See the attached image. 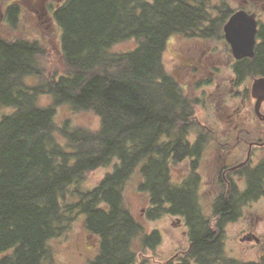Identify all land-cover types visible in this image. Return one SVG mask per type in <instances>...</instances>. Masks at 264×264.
<instances>
[{
    "label": "trees",
    "instance_id": "obj_1",
    "mask_svg": "<svg viewBox=\"0 0 264 264\" xmlns=\"http://www.w3.org/2000/svg\"><path fill=\"white\" fill-rule=\"evenodd\" d=\"M210 3L64 0L53 12L64 71L53 77L45 76L39 40L0 38V264H55L50 241L75 211L99 239L88 264H138L137 239L142 250L158 243L160 234L145 233L124 205V185L136 171L140 190L149 193L151 216L184 217L188 257L200 264H235L224 256L221 229L196 206L195 171L182 184L172 178L175 164L201 150L190 146L189 136L199 128L195 90L210 80L182 82L164 54L180 35L223 37L233 10L223 2L214 16ZM17 11L18 6L9 11L12 24ZM128 40L137 42L133 49L113 50ZM64 105L74 114L93 113L98 127L69 118L60 123L57 109ZM208 134L199 130L198 141H207ZM112 162L113 171L82 190L91 172ZM69 195L76 198L68 201Z\"/></svg>",
    "mask_w": 264,
    "mask_h": 264
},
{
    "label": "rangeland",
    "instance_id": "obj_2",
    "mask_svg": "<svg viewBox=\"0 0 264 264\" xmlns=\"http://www.w3.org/2000/svg\"><path fill=\"white\" fill-rule=\"evenodd\" d=\"M19 6V16L14 24L5 21L3 37L15 39L26 37L39 40L45 48V76L53 77L64 71V64L59 56L60 27L54 19V10L64 0H4V6L11 2ZM239 0H211V12L219 15L218 7L228 4L235 10L239 7ZM137 42L128 40L116 44L114 51H127L133 49ZM224 42L222 38H189L178 36L171 40L164 54V61L169 70L182 82L190 86L197 85V81L210 80L204 86H198L195 94L200 98L199 107L196 109V126L189 136L194 140L199 130L207 131L206 154L203 156L201 171L213 173L219 155L220 144L224 141ZM202 85V84H201ZM44 103H49V97H43ZM10 110H3L2 113ZM57 118L61 123L65 119H71L73 123L81 124L89 128H97L99 119L93 113H77L68 106H60L57 109ZM210 135V136H209ZM114 169V163L102 166L91 172L82 184V190L96 186L107 172ZM187 163L175 164L172 168V178L175 182L189 172ZM142 176L136 171L126 182L123 188V201L136 220L142 225L143 231L150 234L158 231L160 240L158 243L141 250L140 238L135 243L138 253V264H163L168 258L185 253L190 245L189 227L180 215L163 213L160 216H151L150 196L146 191L140 190ZM201 199L207 214H210L208 192L211 188L209 181H204ZM73 186L71 189H74ZM76 197L69 195L68 201ZM71 220L64 231L50 241L52 256L55 264H88L89 260L99 251V239L86 228L85 215L79 211L72 212ZM255 215L262 219L264 224V212ZM241 228L235 231L229 230V238L225 243V250L229 254L240 255L243 253L242 245L236 242L235 237L240 236ZM262 246L254 248L247 258H256Z\"/></svg>",
    "mask_w": 264,
    "mask_h": 264
},
{
    "label": "flooded vegetation",
    "instance_id": "obj_3",
    "mask_svg": "<svg viewBox=\"0 0 264 264\" xmlns=\"http://www.w3.org/2000/svg\"><path fill=\"white\" fill-rule=\"evenodd\" d=\"M240 9L256 14L257 31L252 55L236 58L232 45L223 31L224 42V141L221 142L216 167L213 173L201 171L203 156L206 152V141L199 142L196 135L190 140V146L201 147L193 157L180 161L187 163L194 172V191L196 206L210 220L213 227L221 229L224 245L229 238V230L241 228L236 242L242 245L243 253L224 256L233 259L235 264H264V224L257 212H264V92L252 93L256 81L264 84V0H239ZM59 5V4H58ZM57 5V6H58ZM17 1L9 3L6 8L0 0V38H3L5 21L11 19L10 9L17 7ZM19 16V6L16 20ZM189 173V172H188ZM191 174V173H190ZM186 174L179 182L187 179ZM204 181H209L210 214L204 209L201 199ZM223 207L218 208L217 203ZM262 246L258 257L247 258L246 252ZM163 264H200L197 258L188 257L186 253L168 258Z\"/></svg>",
    "mask_w": 264,
    "mask_h": 264
},
{
    "label": "water",
    "instance_id": "obj_4",
    "mask_svg": "<svg viewBox=\"0 0 264 264\" xmlns=\"http://www.w3.org/2000/svg\"><path fill=\"white\" fill-rule=\"evenodd\" d=\"M227 40L232 45L236 58L252 55L257 31L255 13L240 9L235 11L224 26ZM264 92V84L256 81L252 86V93Z\"/></svg>",
    "mask_w": 264,
    "mask_h": 264
}]
</instances>
